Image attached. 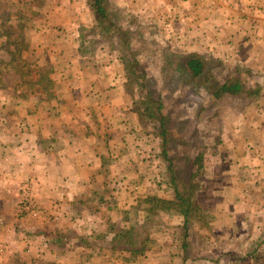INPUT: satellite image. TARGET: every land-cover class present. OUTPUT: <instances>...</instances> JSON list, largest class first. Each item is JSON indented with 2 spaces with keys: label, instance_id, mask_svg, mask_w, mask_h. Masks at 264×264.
<instances>
[{
  "label": "crops",
  "instance_id": "crops-1",
  "mask_svg": "<svg viewBox=\"0 0 264 264\" xmlns=\"http://www.w3.org/2000/svg\"><path fill=\"white\" fill-rule=\"evenodd\" d=\"M115 1L133 17L137 0ZM145 1L150 15L166 18L169 32L189 52L203 59L209 52L224 69H234L230 74H264V0ZM44 2L40 13L47 18L37 27L34 22L31 47L35 62L46 54L51 72L34 74L27 90L0 77V240L6 248L0 264H24L28 255L44 254L47 264H200V258L189 257L187 226L184 246L181 241L168 249L144 247L140 255L133 254L136 248L117 247L128 223L108 200L119 191L153 189L140 116L119 60L93 54L89 41L80 47L81 29L72 24H95L87 0ZM260 93L264 107V89ZM28 184L34 210L19 213ZM231 255L207 257L205 264L241 263Z\"/></svg>",
  "mask_w": 264,
  "mask_h": 264
},
{
  "label": "rangeland",
  "instance_id": "rangeland-1",
  "mask_svg": "<svg viewBox=\"0 0 264 264\" xmlns=\"http://www.w3.org/2000/svg\"><path fill=\"white\" fill-rule=\"evenodd\" d=\"M186 1L188 0L183 2L187 3ZM115 3V0L110 1L120 24L130 28L133 32L135 29L141 31L132 36L131 49H136L142 42H148L147 53L152 52L151 54H158L160 50H166V53H174V49H178V52L191 50L186 42L177 41L176 35L169 32L170 28L165 22L166 18L161 15H150L147 10L149 1L137 0L134 3L135 7H132V16L135 18L134 27L124 21L128 17L125 14L127 7L122 3L120 5ZM44 5V0H0V23L1 19L8 20L5 28L0 27V77L12 76V79H8L9 82L15 79V76L8 74L18 76L20 69L34 72V67L37 66L46 74L51 72L49 63L45 61L46 54L42 53L35 62L37 58L34 59L36 55L33 57L32 52L35 51L31 47L34 22L37 27L47 18L40 13ZM185 6L186 12L190 14L187 4ZM34 12L38 14L35 15ZM17 16L32 20L29 30L27 28L24 32L19 30L20 23L17 21ZM76 24L79 25L78 22ZM76 24H72V27L74 30L82 29L79 36L94 42L93 45H95L91 47L93 54L101 51L117 60L121 56L127 60L132 58L131 54L125 52L121 46H117L116 42L113 46V42L108 43L104 36L99 35V32L92 35L84 32L89 29L81 28L82 26L77 27ZM8 31L15 32V35L19 36L22 34L24 42L21 37L17 39L15 35H11L9 39L3 37L2 35ZM166 32L171 35L168 36ZM172 33L176 34V31ZM5 42H12V44L3 46ZM23 46L27 47V51L22 50ZM163 46H166L165 49ZM18 50L21 51L20 56L16 55ZM208 53H204V60L207 70L211 72V75L209 74L211 83L218 86L228 79L237 78L244 83V89L247 92H252L257 87L262 92L264 74H260L259 71L230 74L228 71L234 69H224ZM134 55H137L141 62L148 61L139 53ZM26 58L29 59L26 61L29 63L28 66H24L21 62ZM173 58L179 60L177 55ZM216 60L219 61V59ZM149 63L142 68V71H135V77L138 75L140 79L132 77L133 74H127L126 77L122 74V79L126 87L127 83L130 84L128 90L131 93L128 92V94L132 98L136 113L140 116L141 138L148 143L146 153L149 157L144 163L153 175V179L152 177L148 179L153 189L137 194L131 190L119 191L115 192L114 199L111 197L108 200L109 205L117 203L116 216L128 223L121 227L127 230L126 233L130 232L128 236L135 241V244L131 246L138 248L142 245L140 248L157 249L160 247L162 249L166 247L168 249L180 244L183 235L181 229L183 216L177 210L178 208L184 209L186 206L180 207L177 196L189 197L192 204L188 215L189 225H187L188 229L191 228V237L188 240L189 257L200 258V264H205L207 257L212 259L223 253H232L231 257L241 262L240 264H264V243H259L264 240V107L261 106L262 94L259 92L257 97L250 96L243 101H234L225 97L214 103L203 92L202 83L196 82L195 85L190 86V91L178 83L166 86L161 80L162 68L156 66L155 61L150 59ZM119 64L122 68L120 60ZM110 71L112 67L104 72L109 74ZM176 73L174 72L172 76L178 79L182 77L181 74ZM141 83L144 85L137 86ZM159 104L161 109L157 111ZM147 108L150 109L145 111ZM150 113H153L157 119L165 115L171 123L166 149L163 148L162 138L158 135L157 123L146 117ZM137 149L142 150L138 147ZM164 151H166V158ZM172 180H174L173 183ZM145 194H151L147 198H156L164 202L161 206L156 203L149 204L156 208L153 213H148L150 216L148 222L142 219L148 215L141 211L148 206L143 202L144 199L140 198ZM137 210L141 212L140 216L137 215ZM212 217L215 220L212 221ZM40 225L46 228L45 224ZM129 226H134L135 232L141 237L133 234ZM194 226L204 230V233H192ZM125 229L121 231L124 233ZM122 242L123 239L117 243V247L124 248ZM0 243H2L1 240ZM199 249L201 251L198 252ZM27 258L28 264L36 260H41L39 264H47L49 261L47 254L36 257L28 255ZM27 263L24 262V264ZM9 264L21 263L11 262Z\"/></svg>",
  "mask_w": 264,
  "mask_h": 264
},
{
  "label": "trees",
  "instance_id": "trees-1",
  "mask_svg": "<svg viewBox=\"0 0 264 264\" xmlns=\"http://www.w3.org/2000/svg\"><path fill=\"white\" fill-rule=\"evenodd\" d=\"M87 4L91 10V13L93 15L94 18V26L92 28H89V30H85L84 32H89L92 35H96L99 32V35H102L105 37V40L110 43L113 42V46L116 42L117 46H121L125 52L130 53L131 57L130 60L125 59V57H120L119 60L122 63L123 67V74L125 75V77L127 76V74H133L132 77H135L134 74H136V72L142 71V68L144 66L149 65V59L152 61H155L156 66H159L162 68L161 71V75H162V82H164L166 84V86H169L171 83V85L178 83V85H180L181 87H187L188 90L190 91V86L195 85L196 82L197 83H202V87L204 88L203 92L210 98L211 101L218 102L219 100L227 97L230 98L234 101H243L244 99L250 98L251 97H257L259 95L260 92V88H255L254 91L252 92H247L244 89V83L239 80V79H228L227 81H225L224 83H222L221 85H215L214 83L210 82V75L211 72H209L207 70L206 67V62L205 60L200 57L198 54L196 53H192L189 51H181L178 52V49H174V53L168 52L166 53V50H160V53H147L148 51V42H142L140 43V45L136 48V49H131L130 48V43L131 40H133L132 36L134 34L140 33L141 31L139 29H135L134 32L133 30H131L130 28L127 27H123L122 24H120L119 19L117 17V14L115 12H113L110 1L109 0H87ZM37 15V14H35ZM34 15V16H35ZM18 18V16H17ZM20 24L18 25L20 27V31L24 30L27 28L28 30L30 29V27L32 26V20L30 19H26L24 17H19L17 20ZM124 21H127V24L132 25L134 27V21L135 18L128 16L127 19H125ZM123 21V22H124ZM7 19H1V23H0V27L5 28L7 26ZM27 25V26H26ZM82 30V29H81ZM81 32V31H80ZM11 35H15V32L10 33L5 32V34H3V37H6L7 39H9V37H11ZM15 37L18 39L19 37H21L22 42H24L23 38H22V34L21 36H19L18 34L15 35ZM80 41V47H83L84 43H87L88 41L91 43V45L94 42H91L89 39H84L81 37ZM21 42V44H22ZM25 43H27L25 41ZM8 44H12V42H5L3 46H7ZM163 46V49H165ZM172 49V48H170ZM23 51H27V47L23 46L22 48ZM21 51H17L16 55L20 56ZM139 53L141 55H143V57L145 56V59H147L148 61L144 62L140 61L137 57V55L135 56L134 54ZM174 55H177V57L179 58V60H176L173 58ZM15 56V55H14ZM13 57V56H12ZM161 58V59H160ZM13 61V60H12ZM10 61V63L12 62ZM27 60H23L21 62H23L24 66H28V62H26ZM178 70V71H175ZM19 74H18V79H17V75H15V79L12 80V84L13 85H18L20 83V87H22V89H26L29 88L30 84H32L33 79L35 78L34 74L38 75V74H46L44 73L45 71H42L41 69L34 67V72L33 71H29V70H25L23 71V69L18 70ZM136 71V72H135ZM174 72H177L176 74H181L182 77L181 78H175L174 76H172V74H174ZM210 74V75H209ZM34 76V77H33ZM6 77V79H12L11 76H4ZM136 79H140V76H136ZM41 80H43V78H41ZM204 84V85H203ZM127 85L129 86L130 84L127 83ZM144 84H137V86H143ZM128 86L127 91L130 92V90H128ZM199 86H201V84H199ZM27 87V88H26ZM131 93V92H130ZM150 108L145 109V111L149 110ZM161 109V105L159 104L157 106V111H159ZM148 118V120L154 121V123H157L158 127H159V137L162 138V146L163 148L166 147V143H167V135L169 134V128L171 126V123L168 121V117L165 115H161L160 118H156V116L152 113L148 114L146 116ZM154 118V119H153ZM153 124V123H152ZM166 149V148H165ZM164 157L166 158V151H164ZM171 175L173 177V173L171 172ZM174 182V180H172V183ZM176 187V186H174ZM171 189L173 190V188L171 187ZM191 193V191H190ZM188 195H189V190H188ZM177 199L180 203V207L185 205L186 208L182 209V208H178V212L182 213L183 216V220H182V224L183 226L181 227L182 231H183V235H182V244L181 246L185 245V239L188 236L186 234V226L189 224V210L192 206L191 202L189 201V197H185V198H181L179 196H177ZM143 202H145L146 204H148V206L145 208V212L143 210H141L144 214L148 213H153L155 211V206H150L151 203H156L158 206L161 204H164V202H162L161 200H158L156 198H145L143 200ZM150 204V205H149ZM142 219H144L145 221L148 222V220L150 219V216L148 215L147 217H143ZM210 219V218H209ZM129 230L133 232V234H135L137 237H141L139 234H137V232H135V227L134 226H129ZM125 231L124 233L122 232L121 234H119V238H123V245L126 247L128 245H133L135 244V241L132 240V238H130L128 236L127 230H123ZM129 237V238H128ZM134 237V235H133ZM136 237V238H137ZM124 239H126V241H124ZM122 241V240H121ZM259 243H264V240H262ZM132 248H136L135 246H131ZM142 247V245L140 246ZM136 248L138 250H133V254L134 255H140V254H136L137 252H139L140 249L142 248ZM144 248V247H143Z\"/></svg>",
  "mask_w": 264,
  "mask_h": 264
},
{
  "label": "built area",
  "instance_id": "built-area-1",
  "mask_svg": "<svg viewBox=\"0 0 264 264\" xmlns=\"http://www.w3.org/2000/svg\"><path fill=\"white\" fill-rule=\"evenodd\" d=\"M28 191H29V184L24 185L22 189V193L24 194V198L20 202L18 212L19 213H33V206L31 204V199L28 197ZM6 253V248L3 243H0V256H4Z\"/></svg>",
  "mask_w": 264,
  "mask_h": 264
}]
</instances>
